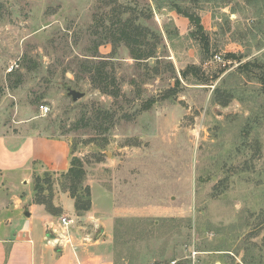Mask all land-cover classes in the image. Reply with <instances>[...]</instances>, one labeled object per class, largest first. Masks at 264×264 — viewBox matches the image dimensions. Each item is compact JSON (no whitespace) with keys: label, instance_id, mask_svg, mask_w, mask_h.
<instances>
[{"label":"rangeland","instance_id":"obj_1","mask_svg":"<svg viewBox=\"0 0 264 264\" xmlns=\"http://www.w3.org/2000/svg\"><path fill=\"white\" fill-rule=\"evenodd\" d=\"M173 3L201 16L209 53L189 39L194 27ZM123 7H130L124 17L141 14L157 54L136 60L125 43L114 52L101 45L120 88L114 96L95 88L81 63L95 53L99 20ZM261 9L248 0H0V134L65 139L71 160L85 161V185L94 186L100 211L107 199L101 196L111 191L120 217L170 219L150 238L139 233L147 222H129L116 264H264V124L247 153L238 154L256 102H213L222 77L264 58ZM227 53L247 56L227 61ZM190 64L200 66L207 84L181 76ZM236 77L230 82L263 86L244 73ZM67 85L86 95L74 102ZM101 112L112 120L100 127Z\"/></svg>","mask_w":264,"mask_h":264},{"label":"crops","instance_id":"obj_2","mask_svg":"<svg viewBox=\"0 0 264 264\" xmlns=\"http://www.w3.org/2000/svg\"><path fill=\"white\" fill-rule=\"evenodd\" d=\"M65 139L39 133L0 134V264H115V220L120 213L111 191L103 209L96 205L79 215L75 199L60 186L61 173L71 167ZM46 182L41 199L52 195L50 207L36 200L34 180ZM52 183V191L49 184ZM36 187V186H35ZM49 199V198H48ZM73 218L71 242H53L60 218Z\"/></svg>","mask_w":264,"mask_h":264},{"label":"trees","instance_id":"obj_3","mask_svg":"<svg viewBox=\"0 0 264 264\" xmlns=\"http://www.w3.org/2000/svg\"><path fill=\"white\" fill-rule=\"evenodd\" d=\"M249 5H260L261 10H264V0H248ZM171 9L175 10L177 13L182 14L184 17L188 18L193 25V29L189 32V39L193 41L196 45H200L206 53H209L210 47V34L205 29L202 18L199 14H196L195 11L190 10V7H183L177 3L170 4ZM130 10V7H123L119 12L115 14L114 18L110 16L106 18H101L99 20L98 27L101 28V36L99 40H96L95 44V53L92 54V58H86V62L81 63V72L86 74L93 86L103 93L111 94L118 96L120 94V88L117 85L116 78L108 70V59L99 55V48L105 43H110L113 48V52L116 49L117 45L125 43L130 50V55L136 60H146L150 57L156 56L157 54V43H152L150 41L149 33L151 32L150 27L139 22V16L141 14L130 15L129 17H124V14ZM236 9L234 10V12ZM101 23V24H100ZM169 32V31H168ZM170 33V32H169ZM247 54L245 53H227L224 55V59L227 61L238 60L242 61ZM99 62L95 63L94 60L99 58ZM208 59V58H207ZM206 59H203V62ZM200 66L197 64L188 65L181 73L183 78H188L189 76L196 77V80L207 84L205 79L199 77L200 75ZM227 69L223 68L220 70L218 75H215V80L220 78ZM239 73H244L249 79H257L263 85L261 88L250 87L249 84L241 85L240 80L236 82H230V80ZM78 74V73H76ZM237 78V77H236ZM79 79H81L79 77ZM176 82H180V78H176ZM17 86V83L13 87ZM264 96V58L263 56L257 57L253 61H246L240 63L236 71L227 73L222 77L219 83L215 86L213 90V102L226 107L234 99H238L242 102H252L255 101L256 104L251 108V116L246 118L244 126L242 128V139L238 148V154H246L250 144V136L254 131H256L260 126L264 124V102L262 97ZM257 106V108H255ZM111 119L109 113H100L98 115L97 122L100 123V127L103 125V121ZM112 120V119H111ZM90 122H94L92 119ZM99 123H96L97 126ZM255 153L258 154L262 151L261 148V139L259 132H255ZM87 170L85 167V161L74 155L71 160V167L67 172L61 173L60 175V186L63 190L69 191L70 195L75 199V208L79 215L84 214L89 211L92 207V196H91V187L85 185ZM42 179L38 178L35 180L37 190L36 200L42 203H46L49 208L52 195L49 194L47 199H41L39 197V191L43 190L46 186V182L41 183ZM224 182L221 180L220 183ZM49 184L52 191V183L49 179ZM49 198V199H48ZM55 212V210H52ZM57 212V211H56ZM55 212V213H56ZM170 219L164 218L159 221L150 220L147 218H133L128 219L124 217H118L115 220V248L118 247L120 242L124 239V236L131 230L127 226L129 222L139 221L147 222L146 227L141 229L139 233L142 234L141 237H151L152 233L155 230H158L163 226V223L169 222ZM160 223H162L160 225ZM136 227L132 228L135 231ZM138 233V234H139ZM139 238L142 240V238ZM122 243H128V240H124ZM122 258V257H121ZM125 259V258H124ZM116 260V259H115ZM117 261H115L116 264ZM152 264H158L153 262Z\"/></svg>","mask_w":264,"mask_h":264},{"label":"built area","instance_id":"obj_4","mask_svg":"<svg viewBox=\"0 0 264 264\" xmlns=\"http://www.w3.org/2000/svg\"><path fill=\"white\" fill-rule=\"evenodd\" d=\"M215 59L222 60V57H220L219 55H216ZM41 110L43 113H47L49 111V107L43 104L41 105ZM73 223H74L73 218H68L66 216H63L60 218L58 228L49 229L51 232L56 234L52 240L57 246L63 247L71 242L70 226Z\"/></svg>","mask_w":264,"mask_h":264},{"label":"water","instance_id":"obj_5","mask_svg":"<svg viewBox=\"0 0 264 264\" xmlns=\"http://www.w3.org/2000/svg\"><path fill=\"white\" fill-rule=\"evenodd\" d=\"M66 95L71 97L74 102L80 100L86 95L85 91H80L71 85L66 86Z\"/></svg>","mask_w":264,"mask_h":264}]
</instances>
